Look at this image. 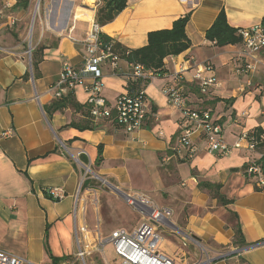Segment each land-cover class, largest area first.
<instances>
[{"label":"crops","instance_id":"obj_1","mask_svg":"<svg viewBox=\"0 0 264 264\" xmlns=\"http://www.w3.org/2000/svg\"><path fill=\"white\" fill-rule=\"evenodd\" d=\"M4 1L0 0V8ZM9 1L6 16L0 19V249L21 256L17 250L23 248L31 263L55 264L44 246L46 240L51 253L62 258L56 264H64L77 250L76 203L78 224L87 226L90 238L97 231L104 236L116 228L131 231L139 226L141 214L128 204L125 194L94 183L80 189L84 170L77 159L84 155L97 175L124 193H146L159 206L173 210V224L159 226L166 229L161 245L168 241L171 247L163 250L160 245V250L176 264L200 263L208 257L210 264H264V188L258 190L256 178L243 170L264 149L237 148L218 156L207 151L201 132L196 131L191 137L195 152L189 157L186 148H175L182 133L180 112L163 91L176 84L175 74L183 65L189 105L209 109L227 142L234 143L244 131L264 130V66L249 75L237 74L241 43L218 46L206 37L221 11L236 29L264 26V0H128L113 21L101 26L123 46L136 49L147 44L149 32L171 28L190 13L186 32L191 45L165 57V71L145 84L148 115L144 125L131 133L111 123L88 128L87 123L99 121L90 120L80 107L88 97L82 85L69 92L75 105L59 110L51 106L58 97L50 89L59 80L63 62L77 68L84 63L83 41L95 21L99 0H44L35 46L56 44L37 53L36 67L27 54L32 6L16 10L17 0ZM207 64L211 70L205 74H214L220 85L203 94L193 75ZM102 70L109 104L131 92L127 85L132 68L124 58L117 70L109 65ZM101 144L104 160L98 165ZM88 177L101 180L95 174ZM214 183L221 185L228 204L212 195ZM54 187L63 192L62 198L55 200L46 193ZM130 211L137 216L130 217ZM113 212L119 213L118 222ZM231 212L238 214L248 246L222 256L235 250V230L227 223Z\"/></svg>","mask_w":264,"mask_h":264},{"label":"built area","instance_id":"obj_2","mask_svg":"<svg viewBox=\"0 0 264 264\" xmlns=\"http://www.w3.org/2000/svg\"><path fill=\"white\" fill-rule=\"evenodd\" d=\"M3 5L0 8V19L6 16V8L11 5V2L5 0ZM100 31L101 26L94 21L83 41L86 49L83 65L77 68L69 61H64L59 80L51 86L50 90L55 97L60 98L68 94L77 85H82L88 94L86 102L89 105L90 117L94 121H115L119 127L131 133L144 125L148 115L149 106L145 86L141 85L132 92L122 93L118 95L113 104L108 103L103 93L105 82L102 66L109 65L113 70H117L120 57L110 47L103 48L100 41ZM237 33L241 37L242 48L236 56L234 70L237 74L249 75L259 66H264V26L259 23L242 27L237 29ZM32 50L33 47L29 46L27 54H29L30 59ZM130 66L132 68L130 78L133 80L141 79L144 82L146 79L150 80L159 75L152 70H146L142 64H130ZM186 69L187 67L182 65L175 74L176 84L163 89L169 104L176 107L180 112L179 125L182 127V133L175 148L177 150L186 148L187 155L192 157L195 147L191 137L194 132L200 131L209 153L225 156L237 148H243L247 151L255 150L257 141L252 133L244 131L234 143H229L224 138L222 125L214 118L209 109L192 108L189 105L182 84ZM207 70H211L209 64L198 69L193 75L200 92L203 94L210 93L214 87L220 85V81L214 74H205ZM77 162L84 169L80 183L81 189L88 175H94V173L90 164L83 163L78 159ZM248 172H259V168L251 166L248 168ZM103 183L106 182L103 180ZM257 185L264 186V178L261 174L257 175ZM46 193L55 200L63 197V192L55 187L47 188ZM97 198L96 203L98 202ZM125 198L129 205L140 212L142 221L139 226L131 231L123 227L116 228L104 236L99 235L97 231L92 233V238L89 237L90 231L87 226L83 223L78 224L76 203L74 236L77 250L73 258L64 264H89L88 260L94 256L99 257L102 264H176L173 258L160 250L164 235L159 230V226L161 224L170 225L173 210L169 207L159 206L146 193H125ZM190 239L197 242L193 237ZM108 248L112 249V256L108 255ZM239 251L240 249H235L231 252H224L222 256H228L232 252ZM211 261L212 259L208 257L206 262L210 263ZM91 263L95 264L93 260ZM0 264L34 263L19 255L0 249Z\"/></svg>","mask_w":264,"mask_h":264},{"label":"trees","instance_id":"obj_3","mask_svg":"<svg viewBox=\"0 0 264 264\" xmlns=\"http://www.w3.org/2000/svg\"><path fill=\"white\" fill-rule=\"evenodd\" d=\"M33 0H17L14 5V9H27L30 5L32 6ZM128 4V0H99V5L96 10L95 21L100 25L104 26L109 22L113 21L116 16L122 12ZM190 19V13H187L177 20L174 21V24L171 28L159 29L149 32L148 34V42L146 45L136 48V49H128L123 46L117 39L107 35L106 33L100 31V41L102 42L103 48L107 49L108 47L111 50L118 54L120 58H124L129 64H142L146 70H152L155 73H163L165 71L164 68V58L171 54H180L181 52L188 49L191 45L190 39L186 32V25ZM38 18H36L35 26L37 27ZM35 35V33H34ZM34 37V36H33ZM207 39L214 41L218 46H224L227 44H239L241 43V37L237 33V29L232 27L226 18L225 12L221 11L214 23L206 32ZM56 43L48 44L46 42H41L39 45L34 46L32 50V64L34 67L37 66V53L39 51L47 48L48 45H53ZM29 75L27 72L26 77ZM149 79L143 81L133 80L130 78V81L127 87L130 91H134L139 86L144 85L149 82ZM71 93L55 99L51 106L54 110H59L66 107L69 104H73ZM75 105V104H73ZM85 109L86 116L90 119L89 113V105L86 102L84 105L80 106ZM91 120V119H90ZM89 120V122H90ZM93 120V119H92ZM105 123H111L117 125L115 121L110 120H100L99 123L91 124L87 123L88 128H97ZM118 126V125H117ZM255 136L257 141V148L264 149V130L257 129L256 132L252 133ZM81 161L83 163H87L88 160L84 155H81ZM104 160L103 157V145L98 146V157L97 164L99 165ZM77 166V163H74ZM251 166H255L259 168V172L249 173L248 168ZM84 170V169H83ZM244 173L249 178H256L257 175L261 174L264 178V153H262L259 157H253L249 162L243 165ZM91 176V174L89 175ZM93 181V182H92ZM90 183H94V185H99V181L88 177L83 185H87ZM213 192L212 195L218 198V201L222 204H228L230 202L221 192V185L219 183H214L211 186ZM258 190L264 188V186L256 187ZM232 220L228 219V224H233L235 234L232 240V246L235 249H241L248 246L247 241L244 238L243 231L241 228V224L239 222L238 214L235 212H231ZM45 248L50 258L56 264L59 262V257L54 256L49 246L46 242Z\"/></svg>","mask_w":264,"mask_h":264},{"label":"rangeland","instance_id":"obj_4","mask_svg":"<svg viewBox=\"0 0 264 264\" xmlns=\"http://www.w3.org/2000/svg\"><path fill=\"white\" fill-rule=\"evenodd\" d=\"M37 1L38 0H33L32 1V11H31V15L28 17V20L30 21V24H31V22H32V17H33V13H34V9H35V6H36V4H37ZM43 3H44V0H41V2H40V6H39V8H38V10H37V16H36V18H38V16H39V11H40V8L42 7V5H43ZM35 22H36V20H35ZM34 33H35V35H34ZM38 33V31H37V27L34 25V28H33V31H32V33L30 34V28H29V30H28V35H29V37H30V43L32 44V46L34 47L35 46V36H36V34ZM34 36V37H33ZM51 42V41H50ZM29 43V44H30ZM29 55V54H28ZM100 183H99V185H101L102 187H108V185L106 184V183H103L101 180H98ZM119 214V213H118ZM118 214H116V213H114L113 212V216H112V218L113 219H115L116 221L118 220V218H119V215ZM130 217H136L137 216V214L136 213H134L133 211H130ZM119 221V220H118ZM117 221V222H118ZM135 222V221H134ZM124 224V223H123ZM165 228L164 227H161V232H163L164 233V235H166L165 234V232H166V229L164 230ZM45 244H46V240L44 241V246H45ZM169 247H171V245L168 243V241H166L165 243H163L162 245H161V248L163 249V250H167V248H169ZM36 248L38 249V246H36ZM17 250V249H16ZM17 252L24 258V259H26V260H28V261H31L30 259H29V255H28V253L27 252H25V250L23 249V248H21L20 250H17ZM45 252V251H44ZM112 254H113V252H112V249L111 248H108V255L109 256H112ZM91 260H93V262H95V264H102V262H101V260L99 259V257H97V256H94L92 259H89L88 260V262H89V264H92L91 263ZM192 261V260H191ZM190 261V262H191ZM206 261H207V259H206ZM34 262V261H33ZM37 263H39V264H42V261H38ZM211 263V262H210ZM210 263H207V264H210ZM181 264H188V261L186 262V263H184V262H181ZM206 264V263H205Z\"/></svg>","mask_w":264,"mask_h":264},{"label":"water","instance_id":"obj_5","mask_svg":"<svg viewBox=\"0 0 264 264\" xmlns=\"http://www.w3.org/2000/svg\"><path fill=\"white\" fill-rule=\"evenodd\" d=\"M40 2H41V0H38L37 1V4H36V6H35V9H34V13H33V17H32V22H31V26H30V34L32 33V31H33V28H34V24H35V20H36V16H37V10H38V8H39V6H40ZM30 46H32V45H30ZM93 173L95 174V176L97 177V178H99V179H101V180H104L113 190H115L117 193H119V194H121V195H124L125 193L123 192V191H121L118 187H116L115 185H113L112 183H110V182H108L106 179H104L103 177H101V176H99V175H97L94 171H93ZM170 224L172 225L173 223L172 222H170ZM234 252H232L231 254H233ZM207 264V262L206 261H204V262H200V263H195V264Z\"/></svg>","mask_w":264,"mask_h":264}]
</instances>
